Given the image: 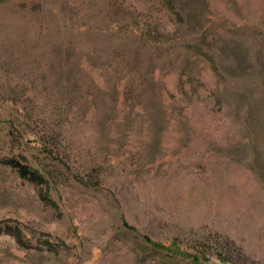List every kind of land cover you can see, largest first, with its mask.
<instances>
[{
	"label": "rangeland",
	"instance_id": "rangeland-1",
	"mask_svg": "<svg viewBox=\"0 0 264 264\" xmlns=\"http://www.w3.org/2000/svg\"><path fill=\"white\" fill-rule=\"evenodd\" d=\"M231 52L264 64V0H0V264H264V93Z\"/></svg>",
	"mask_w": 264,
	"mask_h": 264
},
{
	"label": "trees",
	"instance_id": "trees-1",
	"mask_svg": "<svg viewBox=\"0 0 264 264\" xmlns=\"http://www.w3.org/2000/svg\"><path fill=\"white\" fill-rule=\"evenodd\" d=\"M171 1L172 3H176L177 4V0H168V2ZM143 38H145L148 42H152L151 37H149L146 34H142ZM230 56H232L234 59H238L241 58L238 65L236 66L235 71L236 73V77H243V76H247L248 78L252 79V84L254 86V90L256 91H260L261 93H264V64H257V65H253L251 62H248V64H243L242 60L243 59H247V56L244 57L242 55V57L239 55V53H235V52H231L229 53ZM204 56H209V55H204ZM209 57L210 62L211 63V68L213 67L215 71H218L217 66L214 64L213 58ZM218 97L220 98L221 95H218ZM224 97V96H223ZM223 97H221V101H223ZM10 165L14 166L15 168L18 169L19 174L25 178L28 179L32 184H36V185H43L44 183V177L39 174V172L35 169H27L26 167H24L20 162H18L17 164L15 163V161H11L9 162ZM7 231L9 233H12L14 236L17 237L18 240H20L21 237V232H19V230L14 229L12 227H8ZM164 247V246H163ZM168 248V247H167ZM168 249H172V248H168ZM180 255H184V256H188V258H190L194 263L199 264L200 259L202 258L203 253L200 254H190L187 251H179ZM225 261V260H224Z\"/></svg>",
	"mask_w": 264,
	"mask_h": 264
},
{
	"label": "water",
	"instance_id": "water-1",
	"mask_svg": "<svg viewBox=\"0 0 264 264\" xmlns=\"http://www.w3.org/2000/svg\"><path fill=\"white\" fill-rule=\"evenodd\" d=\"M224 261V260H223ZM221 264H228L226 261L222 262Z\"/></svg>",
	"mask_w": 264,
	"mask_h": 264
}]
</instances>
